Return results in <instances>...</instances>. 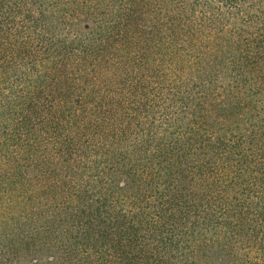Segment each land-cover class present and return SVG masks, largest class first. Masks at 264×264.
I'll use <instances>...</instances> for the list:
<instances>
[{
    "label": "trees",
    "instance_id": "16d2710c",
    "mask_svg": "<svg viewBox=\"0 0 264 264\" xmlns=\"http://www.w3.org/2000/svg\"><path fill=\"white\" fill-rule=\"evenodd\" d=\"M0 264H264V0H0Z\"/></svg>",
    "mask_w": 264,
    "mask_h": 264
}]
</instances>
